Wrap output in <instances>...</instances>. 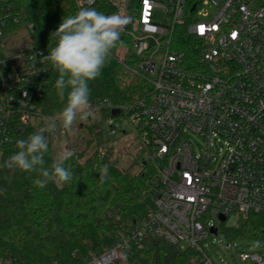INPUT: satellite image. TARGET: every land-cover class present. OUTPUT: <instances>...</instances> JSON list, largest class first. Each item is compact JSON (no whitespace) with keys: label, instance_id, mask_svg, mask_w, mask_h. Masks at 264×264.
Here are the masks:
<instances>
[{"label":"built area","instance_id":"built-area-1","mask_svg":"<svg viewBox=\"0 0 264 264\" xmlns=\"http://www.w3.org/2000/svg\"><path fill=\"white\" fill-rule=\"evenodd\" d=\"M95 1L76 0L81 9ZM120 11L130 18L121 37L130 38L118 44L135 49L133 71L150 82L152 93L132 105L90 103L120 108L109 120L111 133L122 116L141 135L143 162L154 168L149 193L155 207L81 264H135L129 255L150 236L196 248L202 264H216L206 241L220 225L234 227L240 216L264 214V0H122ZM12 20L19 22L17 16ZM0 22L6 27L8 17ZM2 28L0 160L15 133L47 120L36 102L42 96L37 83L49 73L44 49L29 45L5 55ZM193 135L205 141L202 152ZM237 255L264 264L258 249H239ZM0 264L18 263L0 258Z\"/></svg>","mask_w":264,"mask_h":264},{"label":"trees","instance_id":"trees-1","mask_svg":"<svg viewBox=\"0 0 264 264\" xmlns=\"http://www.w3.org/2000/svg\"><path fill=\"white\" fill-rule=\"evenodd\" d=\"M121 1L96 0L84 8L110 15L119 12ZM80 9L76 0H0V17H8V25L2 28L0 22V28L5 35L27 28L30 46L44 49L48 57L56 45V37L51 33L62 19ZM13 16L19 22H13ZM29 23L33 24L32 28H28ZM123 38L129 42L128 35L120 37V41ZM134 63L129 57L121 60L111 53L101 75L89 82L90 102L109 99L114 105H132L150 96L152 85L133 71ZM48 67L47 77L37 83L42 96L36 102V109L46 118L55 116L66 103V97L62 100L57 94L58 72L49 60ZM42 127L43 124H33L15 133L0 160V258H12L18 264H81L92 254L112 246L138 221L151 216L153 209L147 195L154 168L144 162L139 172L121 168L108 148L105 151L97 148L88 155L86 150L75 151L65 162V167L73 173L71 182H49L40 188L36 183L41 178L38 171L22 172L3 165L18 150L17 140L26 139ZM45 135L49 140L47 167L55 158L51 132ZM93 141L88 139V146ZM105 165L108 178L101 182L100 170ZM222 229L230 239L264 241V214L251 212L241 228L224 223ZM200 257L196 248L182 249L178 244L150 236L144 248L133 250L129 260L135 264H202Z\"/></svg>","mask_w":264,"mask_h":264},{"label":"clouds","instance_id":"clouds-1","mask_svg":"<svg viewBox=\"0 0 264 264\" xmlns=\"http://www.w3.org/2000/svg\"><path fill=\"white\" fill-rule=\"evenodd\" d=\"M129 22L130 18L125 15H106L94 8L80 9L74 15L62 19L51 33L56 37V45L47 59L58 72L55 87L62 100L66 97L65 106L55 116L48 117L44 127L26 139L17 140L18 150L5 161L3 167L22 172L38 171L41 178L36 183L40 188L46 187L49 182H71L73 173L65 167V162L74 153L64 149L46 167L49 140L45 133L55 131L57 122L63 129L72 132L78 116L84 120L92 114L89 82L101 75ZM107 178L108 166L105 165L100 170V180L104 182Z\"/></svg>","mask_w":264,"mask_h":264},{"label":"rangeland","instance_id":"rangeland-1","mask_svg":"<svg viewBox=\"0 0 264 264\" xmlns=\"http://www.w3.org/2000/svg\"><path fill=\"white\" fill-rule=\"evenodd\" d=\"M126 15L124 11L118 12ZM159 22L167 24L166 16L159 15ZM120 44V43H119ZM112 50V53L123 58H133L135 49L132 46L121 44ZM31 45L30 32L27 28H18L15 32L5 35L2 38V49L5 55H14L17 51ZM136 65V63H134ZM112 108L103 105L92 108V114L84 120L79 116L73 126V131L63 129L57 122L56 130L51 132V143L55 160L64 149L72 152L86 150V155L92 153L97 148L105 151L107 148L112 151L117 164L121 168H130L133 172L142 169L144 158V142L136 133L134 125L128 118L120 116L121 126L117 127L115 133L110 132L109 120L112 118ZM39 121V120H38ZM40 124L44 126L47 120L41 119ZM94 141L88 146V139ZM192 140L197 152H202L206 147L205 141L199 135H193ZM147 202L154 209V195H147ZM245 219L240 216L234 228H241ZM228 226V225H227ZM231 227V226H228ZM208 253L216 264H256L251 260L243 262L237 255L239 249H258L264 252V241L250 238L239 237L237 240L228 238L222 225L219 232L206 241Z\"/></svg>","mask_w":264,"mask_h":264},{"label":"water","instance_id":"water-1","mask_svg":"<svg viewBox=\"0 0 264 264\" xmlns=\"http://www.w3.org/2000/svg\"><path fill=\"white\" fill-rule=\"evenodd\" d=\"M112 114H118L120 112V108L119 107H114L112 110ZM221 218L224 220L225 216L222 215ZM214 233H217V228H213L212 230Z\"/></svg>","mask_w":264,"mask_h":264}]
</instances>
